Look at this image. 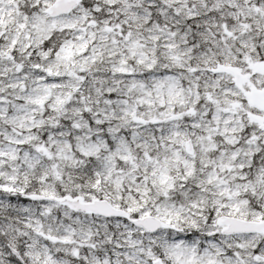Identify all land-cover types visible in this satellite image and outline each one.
<instances>
[{
  "label": "snow or ice",
  "instance_id": "obj_1",
  "mask_svg": "<svg viewBox=\"0 0 264 264\" xmlns=\"http://www.w3.org/2000/svg\"><path fill=\"white\" fill-rule=\"evenodd\" d=\"M0 264H264V0H0Z\"/></svg>",
  "mask_w": 264,
  "mask_h": 264
}]
</instances>
